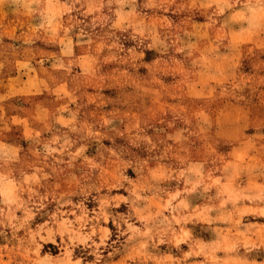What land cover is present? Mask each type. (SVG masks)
Masks as SVG:
<instances>
[{
    "label": "rangeland",
    "instance_id": "374dc122",
    "mask_svg": "<svg viewBox=\"0 0 264 264\" xmlns=\"http://www.w3.org/2000/svg\"><path fill=\"white\" fill-rule=\"evenodd\" d=\"M0 264H264V0H0Z\"/></svg>",
    "mask_w": 264,
    "mask_h": 264
}]
</instances>
